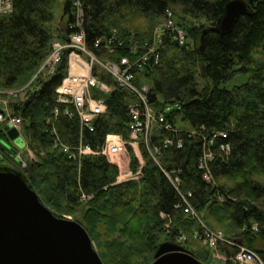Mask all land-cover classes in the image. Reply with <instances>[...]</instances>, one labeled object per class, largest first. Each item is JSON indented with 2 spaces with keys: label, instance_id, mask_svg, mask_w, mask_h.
Segmentation results:
<instances>
[{
  "label": "trees",
  "instance_id": "trees-1",
  "mask_svg": "<svg viewBox=\"0 0 264 264\" xmlns=\"http://www.w3.org/2000/svg\"><path fill=\"white\" fill-rule=\"evenodd\" d=\"M229 1L69 0L54 29L55 0H15L13 12L0 17V97L26 88L21 99L8 103L33 152L23 154L28 169L22 173L54 215L84 226L104 264H153L164 243L183 245L201 264H213L209 249L195 252L190 246L202 245L196 236L206 230L253 250L264 263V0H244L252 14L221 36L212 29ZM78 3L84 11L80 31L104 63H135L142 55L132 53L135 44L153 42L168 12L185 32L184 45L170 32L159 33L158 59L151 57L143 71L131 70L139 88H150L148 106L158 116L172 108L163 125L174 129L153 132L154 157L142 147L145 165L137 180L118 183V167L101 154L110 135L131 142L137 96L98 71L113 89L92 90L107 110L91 131L73 105L59 102L70 50L53 75L41 71L53 43H66L75 32L70 27ZM137 19L145 20L142 26L135 25ZM111 38L113 51L105 47ZM236 79L241 84L228 89ZM5 126L0 125V164L16 168ZM214 135L225 137L213 141ZM85 147L94 154L82 155ZM127 149L135 174L140 162ZM189 204L197 218L185 212ZM238 249L220 245L225 260L218 262L233 264Z\"/></svg>",
  "mask_w": 264,
  "mask_h": 264
},
{
  "label": "built area",
  "instance_id": "built-area-1",
  "mask_svg": "<svg viewBox=\"0 0 264 264\" xmlns=\"http://www.w3.org/2000/svg\"><path fill=\"white\" fill-rule=\"evenodd\" d=\"M14 2L15 0H0V16H7L11 14L14 10ZM75 7L77 8L76 22L70 27V30L75 32L70 35L69 41L66 43H61L58 41L53 43V50L41 71L46 69L49 74L53 75L57 66L62 61L64 52L66 50H70L68 58V75L65 77L62 85L57 90L59 102L65 105H73L82 123L86 127L90 128L91 131H93V123L96 121V119L103 115L107 110L104 100L94 98L92 95V90L100 89L101 91L107 93L112 91L111 87L101 82V80L96 76V68L94 70L95 64L100 65L101 68L99 69L101 71L110 74L118 86L137 96L140 104L137 103L132 106V123L130 125L131 142L126 143L118 136H109L101 154L107 157L112 164H120V153L127 151V145H130L140 156V164L142 167L135 175L129 173L126 177L128 178L130 176H135L140 178L141 170L145 163L143 160L142 147L145 146L150 155L154 157V153L152 152L149 141L155 129L164 127L169 132H173L174 129L172 130V125L170 123L163 125L166 122L165 118L158 116L148 106L146 94L149 92L150 88L148 86L139 88L135 83L136 74L131 73V70L136 69L137 71H143L147 61L151 57L158 59L157 51L159 44H161L160 37L162 35L159 33L171 32L179 44H184L185 35L181 29L175 26V23L172 20V15L170 12H168V20L156 31V36L158 38L156 37L153 42L150 41L142 43V45L135 44L132 53L134 55H136L138 52L142 53V55H140V59H138L133 64H130L128 59H122L120 65L111 64L106 66L103 62L97 59L93 52L89 50L86 42V36L82 31H80L84 24V11L79 3L75 4ZM114 42L115 38H111V40L105 46L106 49L113 51L112 46ZM101 43V41H97L95 47H100ZM79 68L82 70V73H77L79 72ZM9 94L11 95L13 93ZM0 105L7 106L8 103L3 101V98L0 97ZM166 112H171V108H167ZM4 119V114L0 112V122H3ZM9 120L13 127L19 131L21 130L20 120L12 118L10 115ZM219 136L225 137L224 135H214L213 141ZM166 144L170 145L172 142L170 140H166L165 145ZM227 148L229 149V147ZM80 153L82 155L94 154L90 147L81 149ZM156 153H159L158 150H156ZM208 157L211 158V155H207V158ZM184 210L189 215L197 218L196 213L190 204L188 205L187 209ZM196 238L199 242L215 251V255L217 254L219 259L223 258L222 255L217 252V249L220 247V245L224 246L227 243L231 246L239 247L234 245L231 241H228L224 235L215 234L208 230H206L204 234H198ZM233 260L235 264H263L262 260L257 254L246 249L245 247H239L238 253Z\"/></svg>",
  "mask_w": 264,
  "mask_h": 264
},
{
  "label": "water",
  "instance_id": "water-1",
  "mask_svg": "<svg viewBox=\"0 0 264 264\" xmlns=\"http://www.w3.org/2000/svg\"><path fill=\"white\" fill-rule=\"evenodd\" d=\"M244 0L227 3L215 33L225 36L238 21L252 14ZM17 145L26 144L6 127ZM0 264H104L94 243L76 221L59 218L46 208L20 172L0 167ZM153 264H201L184 247L160 245Z\"/></svg>",
  "mask_w": 264,
  "mask_h": 264
},
{
  "label": "rangeland",
  "instance_id": "rangeland-1",
  "mask_svg": "<svg viewBox=\"0 0 264 264\" xmlns=\"http://www.w3.org/2000/svg\"><path fill=\"white\" fill-rule=\"evenodd\" d=\"M68 1L69 0H55L56 4H55V7H54V16H55V26H54V29L61 22L62 17H63V12H64L65 5H66V3ZM144 22H145V20H143V19L142 20L141 19H137L135 21V25H137V27H139V26H142L143 24H141V23H144ZM111 64L112 65H115V64H113L111 62H105L104 63V65H106V66L107 65H111ZM95 68H101V67H100V65L95 64L94 70H95ZM78 71L79 72H77V73H82V70L80 68H79ZM236 80H239V82L238 81L236 82ZM236 80L234 82H231L230 84H228L227 85L228 86L227 88L228 89H232L235 86H238L239 84H241V80L240 79H236ZM25 89L26 88H24L22 90H19V91H16V92H12L13 94H11V95L9 93L7 95L4 94L3 96L6 95V97L3 99V101L9 103V99L10 100H13V99H21L24 96ZM13 101H15V100H13ZM14 145L15 146H12V145H6V146H7L8 149L11 150V151L9 150L10 152H12L14 155H16V165H14V166L17 168L18 166L21 165L20 161L18 160L19 154L24 153L25 154V157H28L30 154L32 155L33 152L29 148H27V151L25 152L26 147H27L26 144H24V145H17L16 143H14ZM29 157H31V156H29ZM119 158H120V161H121V167H120V169L124 173L125 167L128 169V163L130 164V159L131 158H130V152H129V150L128 151H123L122 153H120ZM0 160H3L2 156H0ZM6 162L7 161H4L2 164H0V166L1 167H7V166H9ZM64 218L70 219V220L74 221L73 218L70 217V216L69 217L68 216H64ZM191 243H192L190 245L191 246V249L194 250L195 252H198L199 250H203V249L205 250V248L206 249H209L210 258H211L213 264H217V262L219 260V257L217 256V254L216 255L214 254V252H213V250L211 248H209L208 246L203 245V244L202 245L201 244H197L194 241H192ZM220 259L221 260H224V258H220ZM219 264H222V263H219Z\"/></svg>",
  "mask_w": 264,
  "mask_h": 264
},
{
  "label": "bare ground",
  "instance_id": "bare-ground-1",
  "mask_svg": "<svg viewBox=\"0 0 264 264\" xmlns=\"http://www.w3.org/2000/svg\"><path fill=\"white\" fill-rule=\"evenodd\" d=\"M137 43H138V42H137ZM133 62H134V61H133ZM164 130H165V129H164ZM172 145H173V144H172ZM206 157H207V155H206ZM206 157H205V158H206ZM204 170H205V168H204ZM191 198H192V196H191ZM189 202H190V201H189ZM193 209H194V208H193Z\"/></svg>",
  "mask_w": 264,
  "mask_h": 264
}]
</instances>
